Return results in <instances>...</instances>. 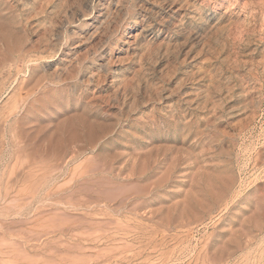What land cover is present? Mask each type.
<instances>
[{
	"label": "rangeland",
	"instance_id": "1",
	"mask_svg": "<svg viewBox=\"0 0 264 264\" xmlns=\"http://www.w3.org/2000/svg\"><path fill=\"white\" fill-rule=\"evenodd\" d=\"M56 1L0 34V264H264V0Z\"/></svg>",
	"mask_w": 264,
	"mask_h": 264
},
{
	"label": "bare ground",
	"instance_id": "2",
	"mask_svg": "<svg viewBox=\"0 0 264 264\" xmlns=\"http://www.w3.org/2000/svg\"><path fill=\"white\" fill-rule=\"evenodd\" d=\"M45 2H47V6H44ZM15 3L18 5V7H20V10L22 11L20 15L16 16L13 15V13H9L7 10L3 12H5V14H0V20L2 22L3 26V30L2 28H0V34L4 35L6 38L10 36L14 37V40L16 41V45L17 47L20 49V51H22L23 49H25L27 47L28 44V35L29 32H31L33 35H38V33H40L41 31L45 32V33H50L52 34L53 31V27L52 25H46V23L44 25H39L38 24H34L33 26L30 24V19L32 18L33 15V19L37 20L42 16L48 17V9L52 8L53 9H57L59 7L56 6L58 3L56 0H15ZM44 4V5H43ZM61 4V3H60ZM91 5V4H90ZM124 5V4H123ZM87 6V5H85ZM55 7V8H54ZM18 10V9H17ZM58 10V9H57ZM94 10V9H93ZM1 11V10H0ZM59 11V10H58ZM23 13V14H22ZM31 15L30 18L27 17V15ZM23 15V16H22ZM29 15V16H30ZM65 16V12H61L59 14V18L60 19H65L63 18ZM32 21V20H31ZM62 21V20H61ZM50 22V21H49ZM1 24V23H0ZM1 24V25H2ZM29 25V26H28ZM212 28V27H211ZM2 31V33H1ZM150 31V30H149ZM28 33V34H27ZM150 33V32H149ZM218 34V33H217ZM48 35V34H47ZM31 36V35H30ZM50 36V35H49ZM77 36V35H76ZM189 37V36H188ZM41 38V37H40ZM30 39V38H29ZM39 39V38H38ZM106 40V39H105ZM87 42V41H86ZM89 42V41H88ZM37 44H41V40H37L36 41ZM32 44V43H31ZM36 44V46H37ZM45 44H47L46 46L48 47V45L52 46L51 48H53V50H57V45L56 43H52L50 41H45ZM58 44V43H57ZM54 45V46H53ZM63 45V44H62ZM94 45V44H93ZM92 45V46H93ZM45 46V47H46ZM31 48V47H29ZM95 48V47H94ZM27 49V48H26ZM25 49V50H26ZM39 49V48H38ZM50 49V48H49ZM12 50V49H11ZM32 51V50H31ZM86 51V50H85ZM84 52V51H83ZM89 52V51H88ZM87 52V54H88ZM58 53V52H57ZM95 53V52H94ZM16 54V53H15ZM57 56V55H56ZM14 58V57H13ZM24 58V57H23ZM79 58V57H78ZM34 62V60H32ZM49 61V60H47ZM28 62V61H27ZM80 62V61H79ZM32 65H34L32 63ZM73 65V64H72ZM78 66V65H77ZM155 67V66H154ZM81 69V68H80ZM25 70V69H24ZM141 71V70H140ZM74 73V72H72ZM4 76V75H3ZM74 76V75H73ZM53 80L56 81L57 83L60 82H66L67 79L63 78L61 76H55V74L53 75ZM72 78V77H71ZM4 80V79H2ZM40 78H38L37 76L35 77V81L36 82H40ZM149 86V85H148ZM57 88V87H56ZM1 91V89H0ZM123 91V90H122ZM36 93V92H35ZM22 105V104H21ZM16 108V107H15ZM20 109V108H19ZM131 109V108H130ZM5 123V122H4ZM6 124V123H5ZM82 124V123H81ZM16 125V123H12L10 126H12V131L14 126ZM80 125V124H79ZM10 128V127H9ZM19 246V245H18Z\"/></svg>",
	"mask_w": 264,
	"mask_h": 264
}]
</instances>
